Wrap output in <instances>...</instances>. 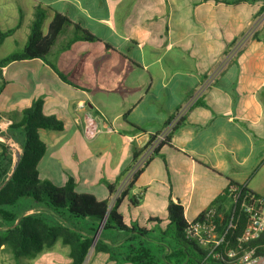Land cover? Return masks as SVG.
Returning <instances> with one entry per match:
<instances>
[{"label": "crops", "instance_id": "1", "mask_svg": "<svg viewBox=\"0 0 264 264\" xmlns=\"http://www.w3.org/2000/svg\"><path fill=\"white\" fill-rule=\"evenodd\" d=\"M36 8L44 12L42 34L58 13L96 38L72 40L68 25L45 60L0 68L1 130L11 123L2 113L36 100L63 124L40 132L41 180L60 187L72 178L76 192L107 199L104 183L125 184L133 148L170 132L130 191L138 205L126 198L120 207L127 225L164 223L169 198L193 220L226 197L230 184L259 194L264 142L256 151L253 131L264 136L263 1L0 0V31L17 26L0 45L10 47L5 56L23 49Z\"/></svg>", "mask_w": 264, "mask_h": 264}, {"label": "trees", "instance_id": "2", "mask_svg": "<svg viewBox=\"0 0 264 264\" xmlns=\"http://www.w3.org/2000/svg\"><path fill=\"white\" fill-rule=\"evenodd\" d=\"M204 1L264 3V0ZM43 20V10L36 8L23 49L0 58V68L27 59L45 60L57 36L68 25L73 26L76 33L72 40H96L78 24L58 13H54L44 35L41 32ZM16 27L0 31V45L14 33ZM4 85L0 73V94ZM2 114L11 123L5 130L0 129L3 140L0 141V252L10 253L15 259L35 257L59 241L69 248L67 264H83L91 249L94 255L104 254L114 264H228L224 257L219 260L210 258L209 249L186 237L188 226L183 206L171 198L164 223L160 218H150L154 225L149 228L140 222L129 225L124 222L120 212L122 203L127 198L131 206L138 205L139 199L131 196L130 191L152 158L169 144L170 132L157 145L153 144L156 135H151L146 147H134L131 164L122 173L126 178L123 189L119 192L118 185L105 182L108 198L98 200L92 194L76 192L72 178L60 187L39 178L37 165L45 152L40 132H59L63 129L62 122L43 114L41 100L32 102L22 111ZM135 130L141 132L139 128ZM7 142L20 150L15 168L14 151ZM150 145L153 149L143 159ZM208 209L216 212V232L225 234L224 245L228 249L233 248L235 238L243 230V219L233 213V206L227 197L217 198ZM231 217L234 228L227 230ZM100 225L102 229L93 245ZM250 245L255 246L256 256L264 257V232Z\"/></svg>", "mask_w": 264, "mask_h": 264}, {"label": "built area", "instance_id": "3", "mask_svg": "<svg viewBox=\"0 0 264 264\" xmlns=\"http://www.w3.org/2000/svg\"><path fill=\"white\" fill-rule=\"evenodd\" d=\"M166 135L167 133L157 134L153 144L163 141ZM149 148L153 149V145ZM226 197L233 206V213H237L244 221L243 230L235 238L234 247L228 249L224 245L225 234L216 232L214 209H207L200 217L187 220L186 237L209 249L208 256L215 260L224 257L228 264H262L264 257L256 256L255 246L250 244L264 232V196L253 193L244 186L230 184ZM232 218L228 222L227 230L234 228Z\"/></svg>", "mask_w": 264, "mask_h": 264}, {"label": "rangeland", "instance_id": "4", "mask_svg": "<svg viewBox=\"0 0 264 264\" xmlns=\"http://www.w3.org/2000/svg\"><path fill=\"white\" fill-rule=\"evenodd\" d=\"M9 50H10L9 46H6L4 48L3 47L0 48V58L4 57L5 52H8ZM11 52L16 54V53H19L20 50L16 48V49H12ZM261 68L264 69V64L261 65ZM263 124H264V121H263ZM253 132H254V134H253L254 137L256 139H258V143H257L258 145H257V149H256V151H258V148L261 147L263 142H264V136L261 135V132H260V134L257 133L256 131H253ZM0 141H3V140L0 138ZM7 143L12 147V149L14 151V161H15L16 160L15 155L17 153L20 154V150L14 144H11L9 142H7ZM151 150L152 149L149 148L147 151H145L142 158L144 159L145 157H147V155L149 154V152H151ZM262 162H264V161H262ZM260 165H259V167H260ZM263 175H264V167L261 169V171L258 174L257 184L254 181V183H255L254 184V190L256 192H259V194H262L263 189H264V177H263V181H261ZM125 184H126V182H125ZM125 184L122 185L120 188H118L119 192L123 189ZM202 186L203 185L200 184V182H199V184L197 185L196 194H195V201H194L193 205H195V202L200 197V193H201L200 188ZM68 252H69V248L58 241L55 243V245L52 248L45 249L44 251H42L40 254L36 255L35 257H23L20 259H15L10 253L0 252V264H67L66 261H69ZM83 264H103V262H102V260H98V258L96 260V255H94L93 249H91ZM262 264H264V262Z\"/></svg>", "mask_w": 264, "mask_h": 264}, {"label": "water", "instance_id": "5", "mask_svg": "<svg viewBox=\"0 0 264 264\" xmlns=\"http://www.w3.org/2000/svg\"><path fill=\"white\" fill-rule=\"evenodd\" d=\"M15 157H16V161H15V165H14V168H15V166H16V164L18 163V161H19V158H20V154H16L15 155ZM102 225V224H101ZM99 226V228H98V230H97V233H96V237H95V239H94V241H93V245L95 244V242H96V239H97V237H98V235H99V233H100V231H101V229H102V226Z\"/></svg>", "mask_w": 264, "mask_h": 264}]
</instances>
